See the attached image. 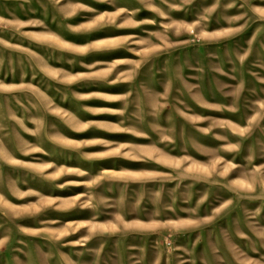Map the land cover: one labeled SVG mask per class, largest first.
<instances>
[{"label":"rangeland","instance_id":"obj_1","mask_svg":"<svg viewBox=\"0 0 264 264\" xmlns=\"http://www.w3.org/2000/svg\"><path fill=\"white\" fill-rule=\"evenodd\" d=\"M0 264H264V0H0Z\"/></svg>","mask_w":264,"mask_h":264}]
</instances>
